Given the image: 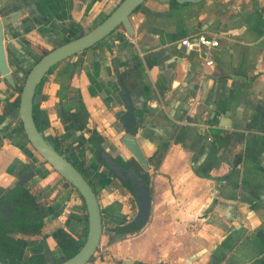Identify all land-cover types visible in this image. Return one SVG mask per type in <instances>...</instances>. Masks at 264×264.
I'll return each instance as SVG.
<instances>
[{
    "label": "crops",
    "instance_id": "crops-1",
    "mask_svg": "<svg viewBox=\"0 0 264 264\" xmlns=\"http://www.w3.org/2000/svg\"><path fill=\"white\" fill-rule=\"evenodd\" d=\"M108 1L0 0L7 63L17 80H24L40 54L95 27L120 0L110 7ZM129 20L131 41L118 27L59 63L41 87L43 128L62 136L60 148L85 168L106 227L130 222L135 203L126 188L120 193L114 187L82 140L66 135L57 109L85 107L88 126L98 124L114 141L123 110L113 61L138 104L136 139L149 166L150 216L132 235L103 236L88 264H264V0H146ZM199 35L219 40L210 51L211 66H204L197 49ZM185 39L190 49L181 45ZM15 97L0 78V116L4 101ZM7 135L0 143V188L11 181L15 160L36 167L39 179L29 189L48 207L41 235L59 260L52 233L63 229L82 241L84 204L35 151L21 155L23 145H12Z\"/></svg>",
    "mask_w": 264,
    "mask_h": 264
},
{
    "label": "water",
    "instance_id": "water-1",
    "mask_svg": "<svg viewBox=\"0 0 264 264\" xmlns=\"http://www.w3.org/2000/svg\"><path fill=\"white\" fill-rule=\"evenodd\" d=\"M115 1L116 0H109L107 7H110ZM145 1L146 0H122L99 25L90 30H86L79 37L71 39L68 43L42 56L29 70L22 85L19 97L18 116L22 123V129L27 142L55 173L77 191L83 200L87 214L86 238L79 251L70 259H65L62 254L61 258L57 261H53L51 257H47L46 264H88L99 247L103 232V222L96 194L87 180L67 160L64 154H60L55 150L54 146L51 144V137L37 130L32 115V108L41 103L42 96L36 94V90L52 67L102 42L111 36L119 26H122L125 34L132 38L133 30L129 17ZM201 1L203 0H175L177 4H196ZM111 65L118 86V98L123 110L117 119L121 126V130L119 131V145L113 147L114 152L113 148L107 149V147L103 146L100 159L113 178L118 179L121 183H127L129 185V191L136 206V213L132 225L137 230H141L146 226L150 216L151 186L146 181L147 178H149V166L136 139L137 127L135 109L138 104L134 97L128 94L123 85L122 75L116 61H113ZM0 76L4 78L10 87H16L15 77L10 71L5 57L1 22ZM125 153L136 162L140 170L129 166L130 158L126 157ZM116 157H119L125 166H121L119 163L115 162L114 160ZM33 176L34 172L23 175L19 184L25 185ZM14 186L15 184L12 183L9 189L14 188ZM0 264L5 263L0 262ZM117 264L142 263L126 260Z\"/></svg>",
    "mask_w": 264,
    "mask_h": 264
},
{
    "label": "flooded vegetation",
    "instance_id": "flooded-vegetation-1",
    "mask_svg": "<svg viewBox=\"0 0 264 264\" xmlns=\"http://www.w3.org/2000/svg\"><path fill=\"white\" fill-rule=\"evenodd\" d=\"M121 1L122 0H120L118 3H117V5L110 11V13L121 3ZM110 13L109 14H107L106 16H104L103 18L101 17H99V19H98V22H97V24H96V26L97 25H99L104 19H106L109 15H110ZM0 22H1V20H0ZM1 25H2V23H1ZM120 27V26H119ZM122 27V26H121ZM2 28H3V25H2ZM94 28V27H93ZM92 29V28H91ZM118 29V28H117ZM116 29V30H117ZM115 30V31H116ZM115 31L113 32V33H115ZM85 32V31H84ZM83 32V33H84ZM83 33H81L80 35H82ZM80 35H78V36H76V37H74V38H72V39H75V38H77V37H79ZM128 36L126 35V38H127ZM128 38H130V37H128ZM127 38V39H128ZM71 40V39H70ZM70 40H67L66 42H64L63 44H66V43H68ZM3 41H4V28H3ZM101 43V42H100ZM63 44H61V45H63ZM99 44V43H98ZM97 44V45H98ZM4 45H5V41H4ZM61 45H58L57 47H59V46H61ZM96 46V45H95ZM57 47H54L53 49H55V48H57ZM94 47V46H93ZM92 48V47H91ZM91 48H89V49H91ZM53 49H51V50H49V51H45V52H43L42 54H40L39 55V57H38V59H36V61L34 62V64L36 63V62H38V60L42 57V56H44L45 54H47L48 52H50V51H52ZM89 49H87V50H89ZM87 50H85V51H87ZM4 51H5V48H4ZM84 51V52H85ZM81 53H83V52H81ZM81 53H79V54H81ZM75 55H78V54H75ZM75 55H73V56H75ZM73 56H71V57H73ZM5 57H6V53H5ZM71 57H69V58H71ZM69 58H67V59H69ZM67 59H65V60H67ZM6 61H7V57H6ZM62 62V61H61ZM60 62V63H61ZM33 64V65H34ZM59 64V63H58ZM57 64V65H58ZM7 65H8V63H7ZM57 65H55L54 67H52L53 68V70H54V68L57 66ZM9 67V66H8ZM32 68V67H31ZM51 68V69H52ZM10 69V68H9ZM50 69V70H51ZM49 70V71H50ZM52 70V71H53ZM10 71H11V69H10ZM48 71V72H49ZM12 72V71H11ZM29 72V71H28ZM28 72H27V74H28ZM13 73V72H12ZM121 73V72H120ZM27 74H26V76H27ZM13 75H14V77H15V81H16V87L15 88H12V87H10L7 83H6V81L4 80V78L3 77H1L0 76V78L5 82V84L7 85V87H9L14 93H15V95H16V97H15V99L12 101V102H14L15 100H17L18 99V106H19V97H20V92H21V88H22V85H21V83L17 80V78H16V76H15V74L13 73ZM49 74L47 73V75L43 78V84H44V82H45V80H46V77L48 76ZM26 78V77H25ZM25 78H24V80H25ZM41 81V82H42ZM24 83V82H23ZM42 84V85H43ZM40 85V84H39ZM42 85H41V87H42ZM41 87L39 88V86H38V88H37V90H36V94H42V90H41ZM38 89H40L39 91H38ZM42 96V95H41ZM5 102V106H4V108H3V114L0 116V143H1V141H2V139H4V137L3 136H5V135H7L8 133H10L12 130H13V128H10V124L12 123V120H13V124H14V128H17V130H19L20 131V133L23 135V137L25 138V135H24V132H23V129H22V123H21V121H20V119H19V116H18V107H17V109H15V110H13L11 113H8V114H6L7 113V103H9L10 101L9 100H5L4 101ZM12 102H10V103H12ZM43 102V96H42V101H41V103ZM41 103L39 104L40 105V112H41V119H42V121H43V118H42V113H43V110H42V108H41ZM37 106V105H36ZM33 109V108H32ZM65 113H69V114H79V113H86V119H85V124H84V127H83V129H79L76 125H75V123H74V121H75V119H74V121H73V119H71L70 117H65ZM14 114V117L13 118H11V116ZM57 115H58V119L62 122V125L64 126V128L66 129V131H65V133H66V135L67 136H70L71 138L72 137H77V139H79V140H82V145H85V148L92 154V157L100 164V166L102 165V167L106 170V168L104 167V165H103V163H102V161H101V159H100V156H101V153H102V151H103V149H101V146L103 147V146H105V147H107L108 145H113V146H111V147H109V149L110 148H113V147H115V145H119V140H117L116 141V139L118 138L119 139V137H120V135H119V132H118V135H115V138H114V141L111 139L110 141H108V139H106V137H104L103 135H102V133H101V130H99L98 129V127H99V125L98 124H96L95 126H92V127H89L88 125H89V122H90V116H89V113H88V111L86 110V108L84 107V108H82V109H80V110H78V111H71V112H65L64 110H63V108L62 107H60V108H58L57 109ZM47 118V117H46ZM47 125L49 126V122L47 123ZM46 129H44L43 128V131H41V133H44V134H47V135H49L50 137H51V144L54 146V148H55V150L56 151H58L60 154H64L65 156H66V158H67V160L84 176V178L87 180V182H88V184L91 186V188L93 189V191L95 192V194H96V197H97V200H98V203H99V199H98V192L96 191V187L92 184V182L90 181V180H88L86 177H85V175H84V171H85V168H83V166L82 165H79V164H77L72 158H71V156L70 155H68L65 151H63V149H61L60 148V146L59 145H62L63 144V137L62 136H57V135H52V134H50L49 132H47V131H45ZM26 139V138H25ZM27 141V140H26ZM77 143V142H76ZM27 144L30 146V144L27 142ZM31 147V146H30ZM32 149V148H31ZM21 152H23V153H25L26 151H24L23 150V147H21ZM33 150V149H32ZM34 151V150H33ZM113 152H114V148H113ZM36 153V152H35ZM37 154V153H36ZM37 156L39 157V159L41 160V162L43 163V164H45V165H47V166H49L38 154H37ZM115 162H117V163H119L121 166H125L122 162H121V159L119 158V157H116V159L114 160ZM133 159H132V162L131 161H129V166H131V167H134L135 169H139L140 170V167L137 165V164H135V163H133ZM12 167V169H11V172L12 173H10L13 177L11 178V181L9 182V184H7V186L6 187H4V188H0V219H2L1 221L3 222L4 220H7L8 218H9V216L12 214V212H13V210H14V207H13V202H11V200H10V196L13 194V192L14 191H16L18 188H25V189H27V191L29 192V194H31L30 193V189H29V184H31V183H33L34 181H36L37 179H39V176L38 175H40V174H38V173H36V167L34 168V166H32V164H30V163H21L20 161H18V159L16 160V163L14 162V163H12V165H11ZM49 168L52 170V168L49 166ZM53 171V170H52ZM14 172V173H13ZM30 172H34V176L31 178V179H29L28 180V182L25 184V185H20L19 184V181H20V179L23 177V175H25V174H28V173H30ZM53 173H55L54 171H53ZM106 173H107V176L111 179V180H113V181H116L119 185H120V187L121 188H125L124 187V184H127V183H121L118 179H116V178H113V176L111 175V173L108 171V170H106ZM57 174V173H56ZM58 175V174H57ZM58 177L63 181V183H65V181L58 175ZM42 179V178H41ZM149 179L150 178H147V182L149 183ZM12 183H14L15 184V186H14V188H12V189H9V187L12 185ZM67 183V182H66ZM114 185V184H113ZM128 185V184H127ZM69 187H71L70 185H69ZM114 187H116L117 188V186H116V184L114 185ZM113 187V188H114ZM72 189H74L73 187H71ZM127 190V189H126ZM74 191L77 193V191L74 189ZM128 191V190H127ZM130 193V192H129ZM78 194V193H77ZM32 195V194H31ZM79 195V194H78ZM32 197H33V199H34V201H35V203L38 205L37 206V210H35V212L37 211L38 212V217H41L42 218V222H43V226H44V219L47 217V215H48V207L45 205V204H42V203H40L41 201H39L40 199H37V198H35L33 195H32ZM80 197V196H79ZM80 199H81V197H80ZM82 200V199H81ZM82 202H83V200H82ZM84 204V203H83ZM99 207H100V211H101V215L103 216V213H102V209H101V205H100V203H99ZM84 208H85V206H84ZM85 212H86V210H85ZM132 221H133V219L130 221V222H128L127 224H130V223H132ZM102 222H103V217H102ZM86 224H87V214H86ZM125 222H123V224H118V223H116V224H114V225H112V227H106V226H104V223H103V232H102V237L103 236H105V235H107V234H111L112 232L110 231L111 229H114V228H117V227H123V226H126L127 225ZM43 226H42V228H43ZM42 228H41V230H42ZM40 230V234H39V236H41V239H42V241H44V243H45V238H44V236H42L41 235V231ZM63 230V229H62ZM64 231V230H63ZM139 231V230H138ZM65 232V231H64ZM86 232H87V225H86V230H85V235H84V238H82V241H79V240H76V241H79V242H81V243H84V241H85V238H86ZM66 233V232H65ZM66 234H68V233H66ZM115 236H126V235H132V234H124V235H116L115 233H113ZM69 235V234H68ZM71 236V235H70ZM14 237L15 238H22V237H24L23 235H21V234H19V235H14ZM35 237V236H34ZM72 237V236H71ZM102 237H101V239H102ZM53 238V237H52ZM73 238V237H72ZM74 239V238H73ZM26 240V239H25ZM46 245V244H45ZM83 245V244H82ZM100 245V244H99ZM47 247V246H46ZM99 248V247H98ZM97 248V249H98ZM28 249H31V248H28ZM26 250V252H25V255H24V261H26L27 260V258L25 257L26 256V253H27V251H29V250ZM64 256V255H63ZM47 257H51L52 258V260L53 261H57V260H55L50 254H49V252H47L46 254H45V261H46V263H47ZM3 263V262H2ZM5 264H7V263H5Z\"/></svg>",
    "mask_w": 264,
    "mask_h": 264
},
{
    "label": "trees",
    "instance_id": "trees-1",
    "mask_svg": "<svg viewBox=\"0 0 264 264\" xmlns=\"http://www.w3.org/2000/svg\"><path fill=\"white\" fill-rule=\"evenodd\" d=\"M139 8V7H138ZM138 8L134 11L136 12ZM133 12V13H134ZM53 68L48 72L50 74ZM43 84L40 83L39 88ZM7 113H11L18 107V99L12 103H7ZM32 115L35 126L39 132L43 131V122L41 119L40 105L33 106ZM65 117L75 119L74 123L79 129H83L86 119V113L69 114L65 113ZM101 149L102 146H101ZM133 163H135L133 161ZM69 186L68 183H64ZM129 191V185L124 184ZM13 202L14 210L7 220L3 222L0 219V262L7 264H46L45 254L48 252L44 241L25 240L23 238H15L14 235H23L34 237L40 234L43 226L42 218L38 217L37 204L27 189L18 188L10 196ZM116 235L134 234L138 230L132 225L127 224L123 227H117L110 230ZM52 237L56 242L57 248L62 252L65 259L73 257L80 249L83 243L76 241L70 235L66 234L62 229H57L52 233ZM28 248L33 250L30 256L24 261V255Z\"/></svg>",
    "mask_w": 264,
    "mask_h": 264
},
{
    "label": "built area",
    "instance_id": "built-area-1",
    "mask_svg": "<svg viewBox=\"0 0 264 264\" xmlns=\"http://www.w3.org/2000/svg\"><path fill=\"white\" fill-rule=\"evenodd\" d=\"M128 38V37H127ZM131 41V38H128ZM197 49L203 53V61L204 66H211L213 65L212 59H210V51L217 48L219 46V40L217 37H208L206 35H199L196 38ZM181 45L187 49L192 47L191 41L185 39L181 42Z\"/></svg>",
    "mask_w": 264,
    "mask_h": 264
},
{
    "label": "rangeland",
    "instance_id": "rangeland-1",
    "mask_svg": "<svg viewBox=\"0 0 264 264\" xmlns=\"http://www.w3.org/2000/svg\"><path fill=\"white\" fill-rule=\"evenodd\" d=\"M26 74H27V72H26ZM26 74L24 75L25 77H26ZM23 82H24V80H21V85L23 84ZM40 89H38V91H39ZM10 135V139H9V141L11 140V143H12V145H23V150L25 151L26 149H31V147L29 146V145H27V141H26V139L23 137V135L20 133V131L19 130H15V132L14 131H11L10 133H9ZM6 136H8V135H6ZM7 137H5V141H6V144L5 145H10V143H9V141H7V139H6ZM1 146L2 145H0V148H1ZM32 150V149H31ZM33 151V150H32ZM21 153V155H23V156H26L23 152H20ZM33 155V154H32ZM15 163H16V160L14 161ZM13 162V163H14ZM115 184H116V186H117V188L118 189H120V193H122V188L120 187V185L115 181ZM125 191V190H124ZM136 208V207H135ZM134 213H136V210H135V212ZM133 216H135V215H133Z\"/></svg>",
    "mask_w": 264,
    "mask_h": 264
}]
</instances>
